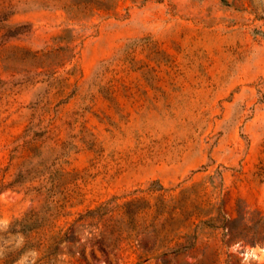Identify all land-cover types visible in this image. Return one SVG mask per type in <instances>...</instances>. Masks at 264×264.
Listing matches in <instances>:
<instances>
[{
	"label": "rangeland",
	"instance_id": "obj_1",
	"mask_svg": "<svg viewBox=\"0 0 264 264\" xmlns=\"http://www.w3.org/2000/svg\"><path fill=\"white\" fill-rule=\"evenodd\" d=\"M0 264H264V0H0Z\"/></svg>",
	"mask_w": 264,
	"mask_h": 264
}]
</instances>
